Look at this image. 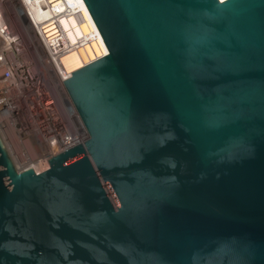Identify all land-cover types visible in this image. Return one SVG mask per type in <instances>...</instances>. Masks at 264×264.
<instances>
[{"label":"water","instance_id":"1","mask_svg":"<svg viewBox=\"0 0 264 264\" xmlns=\"http://www.w3.org/2000/svg\"><path fill=\"white\" fill-rule=\"evenodd\" d=\"M83 1L86 139L20 168L0 133V264H264V0Z\"/></svg>","mask_w":264,"mask_h":264},{"label":"built area","instance_id":"2","mask_svg":"<svg viewBox=\"0 0 264 264\" xmlns=\"http://www.w3.org/2000/svg\"><path fill=\"white\" fill-rule=\"evenodd\" d=\"M17 2L30 33L42 50L45 81L53 88L61 87L67 94L63 81L71 76V72L105 55L102 54L99 35L95 31L83 30L82 18L78 15L75 0ZM24 52L22 35L9 30L0 12V113L6 112L7 116L15 120L20 118V125L15 121L13 128L20 138H26L25 141L22 139L24 145L30 142L29 138L32 140L28 134L30 130L35 131V137L41 140V143L44 142L43 139H47L50 151L44 152V145L32 140L35 146L40 147L36 149L35 157H29L38 160L36 164L27 166L34 167L84 141L86 132L70 99L80 135L67 134L59 125L55 109L56 95L49 93L45 83L40 77L36 78L31 68L23 61ZM69 54L79 56L80 67L72 69L65 64L64 59ZM76 137L81 140L74 141Z\"/></svg>","mask_w":264,"mask_h":264},{"label":"rangeland","instance_id":"3","mask_svg":"<svg viewBox=\"0 0 264 264\" xmlns=\"http://www.w3.org/2000/svg\"><path fill=\"white\" fill-rule=\"evenodd\" d=\"M0 12L2 13V16L4 17V19L8 25L9 30L12 32H18L22 35L23 45L25 47V52L23 53V57H22L23 61H25L26 64L31 68L35 77L36 78L40 77V79L45 83L49 93L54 95V96L56 95L55 109H56L57 116L59 117V119H58L59 125L66 130L67 134H71V135L74 134V135L78 136L80 131H79V128L77 129L78 126L76 125V122H75L76 121V118L74 117L75 115H74V113H72L71 108L68 107L69 104L67 105L68 102H65V100L63 101V99L60 97V95H58V91H57L58 88L57 89L53 88L51 86V84H49L44 79V75H43V69H44L43 68V53H42L40 46L38 45L35 38L33 37V35L30 33V31L28 29V26H27V24L23 18L19 3L17 2V0H0ZM17 118H18L17 123L20 125V123H21L20 118L19 117H17ZM9 130H11L10 127H9L8 131ZM14 132L15 131H13V130L9 131V133H10L9 135L11 138L10 140H9V138H7V135L4 132H3L4 133L3 137L6 141V143H8L7 145H9L8 148L12 147V146H10V143L15 144V142H16V144L18 146L17 149H15V148L10 149L11 155H12L13 159L15 160L16 165L18 167L22 168V167H27L29 165L36 163L37 161H35L31 164H27V162H28L27 159L29 157H32V156L35 157L37 147L40 148L39 146H35L33 144L34 140L38 141L39 144L41 142V140H37V137H35V131H31V130L28 131V134L30 135L29 137H31L33 141L30 140V138H29L30 142L28 144H25V145L22 142V139L25 141L26 138L23 136H21L22 138H20ZM12 133L15 134L14 137H13ZM12 137L14 140L12 139ZM74 139H80V138L76 137ZM13 141H15V142H13ZM43 141H44V139H43ZM34 150H35V152H34ZM23 151L25 152V154L27 153L26 154L27 156L24 154L26 156V159L22 153ZM22 155L24 158L23 160L21 159ZM32 159L36 160L35 158H32Z\"/></svg>","mask_w":264,"mask_h":264},{"label":"bare ground","instance_id":"4","mask_svg":"<svg viewBox=\"0 0 264 264\" xmlns=\"http://www.w3.org/2000/svg\"><path fill=\"white\" fill-rule=\"evenodd\" d=\"M76 2H77V7H78V15H79V17H81L82 18V22H83V26H82V28H83V30H85V31H95L98 35H99V37H100V41H101V44H102V54H106L107 52H108V48H107V46H106V44H105V42H104V40H103V38H102V36H101V34H100V32H99V30H98V28H97V26H96V24H95V22L93 21V19H92V17H91V15H90V13H89V11H88V9H87V7H86V5H85V3H84V1L83 0H75ZM25 20V19H24ZM64 62H65V64L67 65V66H69L70 68H72V69H75V68H78V67H80L81 66V62L79 61V56L78 55H76V54H69V55H67L66 57H65V59H64ZM58 95H60V97L63 99V101L65 100V102H68L67 103V105H68V107L69 108H71V111H72V113H74L73 112V110H72V106H71V104H70V101H69V98H68V96H67V94L65 93V91L61 88V87H59L58 86ZM8 114L6 113V112H4V113H0V133H2L1 135H2V137L4 136V133L7 135V138H9V140L11 139L10 138V133H9V131H11V130H13V131H15L16 132V130L13 128V126H14V124L16 123L15 121H17V120H15L14 118H12V117H10V116H7ZM9 127H10V129L11 130H9L8 131V129H9ZM4 132V133H3ZM14 132V133H15ZM12 135H13V137L15 136V134H13L12 133ZM9 136V137H8ZM13 137H12V139H13ZM3 139H4V137H3ZM14 140V139H13ZM78 140H81V139H74V141H78ZM4 141H5V139H4ZM12 141V140H11ZM10 141V142H11ZM17 141V140H16ZM13 142H15V141H13ZM38 142V141H37ZM5 143H6V141H5ZM21 143V142H20ZM48 142H47V139H45L44 140V143H41L40 142V144H42V145H45V146H43L42 147V151L44 152V151H50V149H49V145L47 144ZM8 143H6V145H7ZM13 143H10V146H12L11 148H8L9 150L10 149H12V148H15V149H17L18 148V146H17V144H16V142H15V144H13ZM9 145H7V147H8ZM47 146H48V148H47ZM37 149H39L38 147H37ZM22 151V150H21ZM34 152H35V150H34ZM23 153V155L25 154V152L23 151L22 152ZM27 154V153H26ZM25 154V155H26ZM23 155H22V157H21V159L23 160L24 158H23ZM24 155V156H25ZM27 156V155H26ZM26 156H25V159H26ZM19 157V156H18ZM17 157V158H18ZM28 158V157H27ZM27 164H31V163H33V162H35V161H37L38 162V160L36 159V160H34V159H32V158H28L27 159ZM34 164H36V163H34ZM33 165V164H32Z\"/></svg>","mask_w":264,"mask_h":264}]
</instances>
